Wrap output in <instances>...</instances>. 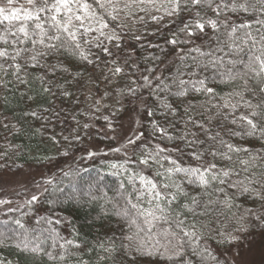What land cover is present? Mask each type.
<instances>
[{
    "label": "snow or ice",
    "instance_id": "6c2138e0",
    "mask_svg": "<svg viewBox=\"0 0 264 264\" xmlns=\"http://www.w3.org/2000/svg\"><path fill=\"white\" fill-rule=\"evenodd\" d=\"M205 9L214 13L215 18L202 11ZM153 11L163 12V15L150 16L157 23L164 16L179 17L182 13H191V18L178 30L186 38L181 40L173 33V38L167 43L173 46L194 44L199 36L206 35L210 30L215 34L216 47L202 51L196 46L188 53H183L181 49V61L192 52L199 53L201 59L197 61L196 56H191L193 63L185 64L184 71L178 69L175 78H161L160 74L152 76L155 69H151L149 75H142L141 86L151 88L150 94L157 100L156 109L147 108L145 101L147 114L154 117L157 110L162 108L164 111L160 115L167 118L177 111L167 96L186 98L191 90L209 97V106L205 107V111L217 110L215 115L203 117L209 124L216 116H221L240 128V131L230 130L231 135L264 140V0H0V87L8 88L13 83V80L4 79L8 76L18 84L29 85V69H47L52 75H55L58 67L63 72L69 71L63 63L49 66L48 61L53 57H78L89 65H96L100 60L98 55L90 59L94 55L92 49L114 57L109 46L120 49L124 38L121 33L127 34L125 30L129 22H143L144 17L139 13ZM228 13L237 19L243 13L251 19L236 22ZM134 38L141 39L140 36ZM85 46H88L87 49ZM127 62L124 61L125 64ZM111 64L114 65L109 68L112 76L124 73V68L115 58ZM133 67L138 69V66ZM209 67L216 69V74L227 82L236 85V89L227 97H218L215 88L209 86L210 80L214 82L213 78L200 77L199 70ZM185 76L197 79H185ZM34 79L45 84L47 77L41 75ZM132 84H136V81L133 80ZM173 88L176 90L173 91ZM137 90L129 87L127 93L136 95ZM43 91L50 93L51 88L45 86ZM61 94L69 96L71 93L63 91ZM160 94L167 95L161 99ZM217 98L223 103L211 102ZM194 108L195 104L191 101L184 107L186 124L202 130L207 140L212 142L206 148H196L188 154L197 163L186 165L171 154L161 155L167 150L157 145V151H145L136 161L124 152V163L109 165L114 170L124 169L125 172L130 171L126 167L128 164L137 163L143 167L131 171L127 184L121 182L120 188L124 191L118 195L124 203L116 205V214L134 231L124 237L126 243L122 241L118 245L115 240H109L107 246L100 243L98 247L105 255L99 257L95 264L105 261L107 264H117V260L120 264H136L143 257H155V260H149V264H221L211 248V241L217 246L231 245L240 239L241 234H247L254 227L264 232V164L257 163L264 161V150L253 153L249 148L224 140L219 132L212 135L211 128L192 115ZM240 108L245 109L247 114H238ZM224 109L228 111L224 112ZM31 115L35 117L38 114L32 112ZM152 123L154 132L163 134L169 140L174 139L167 133L166 127H161L155 120ZM84 127L89 125L85 124ZM191 135L194 137L192 140H187L186 135H181L180 139L185 140L189 147L205 144V140L195 138L196 133ZM143 136L144 133L140 132L135 138H128L123 148L135 146ZM51 139L56 138L53 136ZM122 150L119 147L113 149L116 153ZM172 151L182 154L179 148ZM241 152L247 154L248 158L240 159ZM205 156L211 157L207 163L204 162ZM217 159L228 161L232 166L221 167ZM164 162H167V167ZM236 162L244 172L251 174L233 181V176L240 175L235 167ZM153 165L158 166L157 170L153 175H148ZM112 174L120 175V172L113 171ZM128 185H131V189ZM189 186L200 191L190 192ZM229 189L236 191L229 195ZM237 193L254 197L259 201L260 208H244L237 203ZM92 198L96 199L95 196ZM39 199V196L32 195L26 204L32 205ZM11 203V200L0 199V206ZM16 211L18 209L15 208L6 210ZM41 220L52 223L48 217H41L36 224L40 225ZM55 222L60 223V220ZM0 224L4 225V230H0V247L6 243L14 244L22 252L47 257L52 264H90L78 252L70 250L71 247L77 250L81 247L74 240L65 239L58 244L53 239L51 248L60 249L54 254L42 247L48 239H52L51 236L43 237V232L32 235L39 229L28 228L19 218L12 221L14 227L9 226L8 220L0 221ZM73 257L76 259L73 260ZM0 264L5 262L0 260ZM225 264L228 262L225 261Z\"/></svg>",
    "mask_w": 264,
    "mask_h": 264
},
{
    "label": "trees",
    "instance_id": "16d2710c",
    "mask_svg": "<svg viewBox=\"0 0 264 264\" xmlns=\"http://www.w3.org/2000/svg\"><path fill=\"white\" fill-rule=\"evenodd\" d=\"M202 11L215 18V14L211 11L206 9ZM228 15L232 16L236 22L251 19L243 13L240 14L239 19L231 13ZM190 18L191 13H182L167 23H153L148 31H140L142 33L139 40L134 38L133 31L136 32V30L141 29L134 27L135 23L129 22L128 29L125 30L127 34L121 33L124 36L122 42L128 44V50L125 47L120 50H113L114 57H108L99 50L92 49L94 55L90 59H95L97 55L100 57L96 65L86 64L78 57L68 56L65 58V56H59L50 58L49 66L63 63L69 68L68 72L61 71L59 67L55 75H52L47 69H29V85L18 84L11 76L4 77L6 80H13V83L8 88L0 87V166H2L0 173L6 171L16 173L26 166H48L54 172L52 181L49 183L39 205H29L21 212L5 214L0 218V221L8 220L9 226L14 227L12 221L19 218L28 228L39 229L38 232L32 233L33 236L39 235L40 232H43V237L51 236L52 239H48L42 247L53 251L54 254L60 249L58 247L56 249L51 248L53 239L58 241V244L63 243L65 239L74 240L81 247L79 250L71 247L70 250L74 253L78 252L79 256L89 261L90 264H95L99 257L105 255L98 247L100 243L107 246L109 240H115L118 245L122 241L127 242L124 237L134 229L130 230L125 220L116 214V205L124 203L123 198L118 193L124 191L120 188V184L122 181L127 184L131 171L138 170L143 166L137 163L128 164L126 165L130 170L128 172H125L124 169H112L110 164L124 163L126 157L123 160L108 159L105 155L96 154L97 151L92 147L95 145L113 146L114 142L108 136L110 137V133L116 129L99 121L95 123L96 126L91 125L90 121L95 120L91 116L84 115L81 109L84 106L83 97L90 80L95 76V73L110 68L113 65L111 64L113 58L124 68L126 78L131 81V86L138 89L136 95L130 96V99L127 98L124 101L125 112L128 111L140 118L139 133H144L142 140H138L136 145L131 148L129 157L133 161H136L138 156L143 155L145 151H157V145H159L160 148L167 150L161 155L171 154L186 165L197 163L188 154L196 148L202 150L212 142L207 140L202 130L190 123L186 124L187 115L183 109L187 107L188 101L195 104L192 115L211 128L212 135L219 132L224 140L242 148H249L253 153L264 150V140L258 137L231 135L230 130L240 131V128L237 125H232L229 120H225L221 116H216V119L209 124L203 117L215 115L217 110L205 111V107L209 106V97L194 93L191 90L186 98L167 96V99L177 109L174 114L170 113L167 118L160 115V112L164 111L162 108L157 110L154 117L147 114V108L156 109L157 100L150 94L151 88L141 86L143 85V81L140 79L142 75H149L150 70L155 69V73H151L152 76L160 74L161 78H175L178 69L184 71L185 64L193 63L191 56H196L197 61L201 59L199 53L195 52L187 56L184 61L180 60V55L188 53L190 49L196 46H199L202 51L213 50L216 47V41L213 38L215 34L210 30L207 31L206 35L199 36L194 44L173 46L167 43L173 38V33H176L181 40L186 38L185 34L179 33L178 30ZM87 47L85 46L86 49ZM181 49H183V53L180 52ZM125 60L128 61L127 64L124 63ZM133 66H138V69ZM187 71L190 72L191 69ZM77 72L80 75H76ZM199 74L201 78L210 77L214 79V82L209 81V86L215 88L218 97H227L230 92L236 89L235 84L227 82L217 75L216 69L212 67L200 69ZM41 75L47 77L45 84L34 79L35 76ZM74 76L75 79H73ZM183 78L197 79V77L192 76ZM133 80L136 81V84H132ZM61 85L63 87H60ZM45 86L51 88L50 93L43 91ZM175 90L173 88V91ZM63 91H68L71 94L63 96L61 94ZM166 95L160 94L161 99ZM211 102L222 104L223 100L217 98ZM223 111L227 112L228 110L224 109ZM32 112H36L38 115L34 117L31 115ZM240 112L247 114L243 108L239 109L238 114ZM82 118L89 125L86 129L88 134H86L85 139H77L76 125H81ZM117 119L110 123L115 128L118 126ZM153 120L161 127H166L167 133L174 139L169 140L163 134L154 132ZM191 133H196V139L205 140V144L189 147L185 140L180 139L181 135H186L187 140H192L194 137ZM53 136L56 138L55 140L51 139ZM64 137L68 139L65 140ZM174 148L181 149L182 154L173 152L172 149ZM4 153L7 155H3ZM91 153H95V155H91ZM239 157L240 159L248 158L247 154L243 152L239 154ZM210 160L211 157L205 156V163ZM216 162L221 167L232 166L228 161L217 159ZM164 163L167 167V162ZM257 163L264 164V161H257ZM157 167L153 165L147 174L153 175ZM235 167L240 175L239 177L233 176V181L243 179L251 174L244 172L238 162L235 163ZM113 171H119L120 175H113ZM128 188L131 189V185H128ZM189 191L196 193L200 189L189 186ZM235 191L229 189V195ZM93 196L96 199H93ZM237 203L243 205L244 208H260L259 201L250 195L237 193ZM41 217H48L52 223H45L41 220L40 225H37L36 220ZM56 220H60V223H56ZM45 229L47 231H44ZM0 230H4V225L0 224ZM257 239L264 245V232H261L259 227H254L247 234H241L240 239L231 245L217 246L214 241H211L210 245L219 257L221 264H225L227 260L223 255L227 256L226 254L233 248L244 246L246 243ZM72 259L75 260L76 257ZM150 259L155 260V257L140 258L136 264H149ZM0 260H3L5 264H52L47 257H35L22 252L10 243L0 247ZM103 264H107V261ZM117 264H120L119 260H117Z\"/></svg>",
    "mask_w": 264,
    "mask_h": 264
},
{
    "label": "rangeland",
    "instance_id": "374dc122",
    "mask_svg": "<svg viewBox=\"0 0 264 264\" xmlns=\"http://www.w3.org/2000/svg\"><path fill=\"white\" fill-rule=\"evenodd\" d=\"M23 2V0H21ZM151 15H163V12H151L148 14L142 13L139 16L144 17L143 22H136L134 27L141 30L133 31V36H140L143 30L148 31V28L152 26L153 22L150 19ZM175 17L164 16V19L159 23H167ZM111 50H117L114 46H109ZM127 48L128 44L121 41V48ZM119 49V50H120ZM111 67H114L112 65ZM110 67V68H111ZM90 86V87H89ZM131 86V81L126 78L125 71L120 76H112L109 72V68L105 71L95 73V76L90 80L88 87L85 90L83 97L82 110L86 116H91L93 120L90 121L91 125L96 126V122L107 123L112 126L114 132L110 133V137L114 142L111 146H93L92 148L97 151L98 155H105L108 159L123 160L124 152H127L128 156L132 151V145L127 148H123V145L127 144L128 138H135L140 130V118L130 112H125L124 101L129 98L127 89ZM123 90V91H121ZM76 92V90H75ZM99 109V110H97ZM108 119L105 120L104 117ZM117 119L118 126L115 128L113 124H110ZM79 122V121H78ZM87 124L84 119H81V125L77 124V139H85L88 134L87 128L84 125ZM75 126V127H76ZM91 133V132H90ZM89 133V134H90ZM122 148V152L116 153L113 151L115 148ZM53 170L46 167L26 166L16 173L3 172L0 173V199L11 200V204L0 206V218L5 214L18 213L25 209L27 206L26 201L31 198L32 195H37L41 198L44 196L49 181H52ZM39 202L33 203L39 205ZM8 208L18 209L16 212H6ZM223 255L229 264H264V245L260 240H254L246 243L244 246L233 248L230 252Z\"/></svg>",
    "mask_w": 264,
    "mask_h": 264
}]
</instances>
